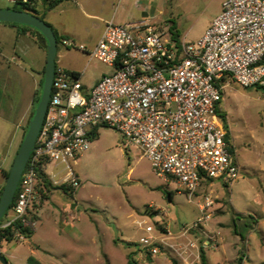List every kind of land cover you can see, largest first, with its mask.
<instances>
[{
  "label": "built area",
  "instance_id": "2783aa9c",
  "mask_svg": "<svg viewBox=\"0 0 264 264\" xmlns=\"http://www.w3.org/2000/svg\"><path fill=\"white\" fill-rule=\"evenodd\" d=\"M62 44L112 72L85 93L78 74L56 67L45 119L9 209L12 216L7 212L0 221V251L24 243L35 231L28 216L39 196L37 162L47 161L54 185L78 188L76 168L101 126L119 131L126 149L140 150L158 177L175 182L191 198L205 183L232 185L238 179L218 110L229 80L244 89H264V0H225L221 14L196 42L177 45L164 39L148 19L107 22L92 49L73 39ZM214 202L207 196L199 203L201 217L194 227L208 223ZM138 227L145 232L140 253L161 255L169 229L146 221Z\"/></svg>",
  "mask_w": 264,
  "mask_h": 264
},
{
  "label": "rangeland",
  "instance_id": "374dc122",
  "mask_svg": "<svg viewBox=\"0 0 264 264\" xmlns=\"http://www.w3.org/2000/svg\"><path fill=\"white\" fill-rule=\"evenodd\" d=\"M224 2L159 0L149 19L164 39L172 40L174 23L181 42H196L221 14ZM12 6L11 0H0V9ZM30 45L28 57L20 54L21 64L11 61L10 51L0 55V66L10 68L7 74L20 88L17 93L1 89L2 105L11 106L14 118L34 86L31 78L21 75L20 67L37 76L47 62V49L39 41ZM59 47H65L62 41ZM103 65L93 60L87 78L93 79L97 66ZM228 82L220 111L227 119L239 166L232 185L205 183L191 198L175 182L158 177L140 150L126 149L119 131L101 126L91 149L79 160L80 185L74 197L56 190L47 202L38 191L28 216L36 224L34 234L24 243L5 245L0 254L9 264H30V259L40 264H128L130 255L138 264H201L203 249L209 264H235L242 254L244 264H264V89ZM12 164L0 170V179ZM207 196L215 201L212 218L194 227L201 217L198 205ZM7 215L12 216L10 210ZM250 216L257 220L253 230L245 227L253 221ZM142 221L169 229L167 245L156 258L140 253L145 232L138 222Z\"/></svg>",
  "mask_w": 264,
  "mask_h": 264
},
{
  "label": "crops",
  "instance_id": "0c3cea01",
  "mask_svg": "<svg viewBox=\"0 0 264 264\" xmlns=\"http://www.w3.org/2000/svg\"><path fill=\"white\" fill-rule=\"evenodd\" d=\"M158 1L63 0L56 8L46 13L44 21L50 24L64 39H73L86 45L88 49H92L101 39L107 22L114 21L117 24H126L148 20L153 15L154 5ZM40 10L43 9L40 8ZM37 41H39L38 34L35 31L0 24V55L5 51H10L12 53L11 61H18L19 64L24 63L20 54L25 58L28 57V52L31 49L30 44ZM92 62L93 60L86 53L79 50H70L65 47H59L57 50V67L78 74L85 93L90 92L104 75L112 72V69L106 65H103L102 68L97 66L98 72L94 74V78L88 79L87 73L92 66ZM44 67L38 72L37 76L33 74V70L29 71L20 67L21 75L26 79L31 78L34 86L28 99L25 100L24 109L16 119L13 117L11 106L2 105L1 96L2 90L7 91L9 89L10 91L15 90V93L19 92V84L14 85L15 81L12 79L11 74H7V69L10 68L2 64L0 66V157L2 163L0 170L7 168L14 162L18 153L28 121L32 116L31 113H33L34 100L43 78ZM226 85L227 82L225 88ZM3 183V179H0V188ZM212 185L213 183L209 187Z\"/></svg>",
  "mask_w": 264,
  "mask_h": 264
},
{
  "label": "water",
  "instance_id": "95a60500",
  "mask_svg": "<svg viewBox=\"0 0 264 264\" xmlns=\"http://www.w3.org/2000/svg\"><path fill=\"white\" fill-rule=\"evenodd\" d=\"M0 22L9 24H20L37 30L40 44L47 49V62L44 73V85L41 98L35 110L33 118L29 122V128L18 150L10 169L9 176L5 182L4 190L0 197V221L11 207L14 201L21 177L30 160L35 148L40 129L43 125L45 115L51 98L53 81L56 72L57 39L50 26L36 15L28 12L0 9ZM0 263L9 264L7 258L0 254Z\"/></svg>",
  "mask_w": 264,
  "mask_h": 264
},
{
  "label": "trees",
  "instance_id": "16d2710c",
  "mask_svg": "<svg viewBox=\"0 0 264 264\" xmlns=\"http://www.w3.org/2000/svg\"><path fill=\"white\" fill-rule=\"evenodd\" d=\"M62 2H63V0H14V3H12L13 6L11 8H8V9L13 10V11H19V12H28L32 15L38 16L42 20H45L46 13L53 10L54 8H56ZM40 8H42L43 10L41 11ZM0 24L9 25V26L16 27L18 29H23V30H31V31H35L37 33L36 29L29 27V26H24V25H20V24L1 23V22H0ZM48 25L50 26V28L54 31V33L56 35L57 45L59 48V44L64 39V37L59 35V33L50 24H48ZM170 32H171L172 40L175 41L177 43V45H180L181 44V40H180L181 36H180V33L176 30V26L174 23H172V25L170 27ZM44 73H45V67H44L43 72H42L43 78H42V81H41L40 86H39L40 89L36 92V96H35V100H34V109H33V113H32L30 120L33 118V116L35 114L36 107H37L38 102L41 98L42 89H43V85H44ZM218 114H219V117L222 119V122H223L225 129L228 132L227 139L230 140L231 137H230V134L228 131L227 119H226L225 115H223L220 110H218ZM30 120H29V122H30ZM28 128H29V123L26 127V131H25V134L23 136L20 147L23 143V140H24L25 135L28 131ZM96 133H97V130H95L92 134H94V136H95ZM20 147H19V149H20ZM232 152L234 153L233 146H232ZM35 171H36V180H37L36 188L40 192L43 201L50 200L51 194L53 193V191H56V190H61L65 194L69 195L71 198L74 197V191L75 190L73 188L66 186V185L55 186L52 183V181L49 179V176L47 174V161H45L43 159L38 161L36 166H35ZM9 173H10V170L3 171L4 183H3L2 187L0 188V197H1L2 192L4 190L5 182L9 176ZM18 192H19V188L17 189V193L15 195L14 201L11 204L10 209L14 206V204L16 202ZM250 218L253 221L250 224L246 223L245 227L247 228V230H253L254 225L257 223V220L253 216H250ZM235 232H236V234H238L237 231H235ZM25 233H27V232H25ZM33 234H34L33 232H28L27 233L28 238L32 237ZM242 239H244V237H242ZM244 260H245V255L242 254L238 258V260L236 261L235 264H244ZM200 261H201V264H209L207 261L206 253L203 249H201V251H200ZM30 264H40V263H38L34 259H30ZM128 264H138V262L134 259L133 256L130 255L128 257Z\"/></svg>",
  "mask_w": 264,
  "mask_h": 264
}]
</instances>
